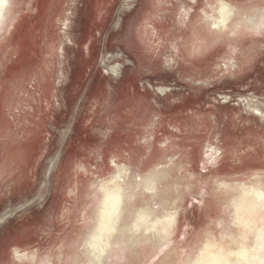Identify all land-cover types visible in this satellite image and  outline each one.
I'll use <instances>...</instances> for the list:
<instances>
[{
    "label": "rangeland",
    "instance_id": "obj_1",
    "mask_svg": "<svg viewBox=\"0 0 264 264\" xmlns=\"http://www.w3.org/2000/svg\"><path fill=\"white\" fill-rule=\"evenodd\" d=\"M27 1L14 0L18 21L0 42V264L13 263L14 249L52 252L53 264H67L80 248L76 224L88 202L86 187L102 173L95 166L103 169L124 146L137 155L140 137L154 136L147 167L158 143L168 142L166 148L189 150L191 170L199 172L208 143L221 154L212 174L264 170V33L232 40L242 48L231 55L237 67L221 73L216 68L230 41L193 56L186 44L204 0ZM180 5L193 7L184 29L176 23ZM64 18L71 42L58 59L49 44ZM252 44L257 51L248 61ZM115 65L118 73L111 71ZM199 198L182 204L179 236L141 264L169 257L180 263L184 246L196 242L190 233L207 218ZM243 213L254 239L234 236L242 223L234 224L221 264H258L253 244L264 234V216L254 222Z\"/></svg>",
    "mask_w": 264,
    "mask_h": 264
},
{
    "label": "bare ground",
    "instance_id": "obj_2",
    "mask_svg": "<svg viewBox=\"0 0 264 264\" xmlns=\"http://www.w3.org/2000/svg\"><path fill=\"white\" fill-rule=\"evenodd\" d=\"M33 1L28 0L27 6ZM13 9L14 0H0V42L11 34L18 21L19 12L15 15ZM192 10L193 7L180 5L176 23L181 29L187 27ZM156 18L163 19L159 15ZM68 23L69 19L62 20L58 39L49 44L50 52L55 53L58 59L63 58L64 44L71 42L66 32ZM190 28L186 44L191 56L196 52L207 53L217 44L230 41L228 50L220 57L216 68L225 73L230 67H237L236 57L231 55L238 54L242 49L239 44L231 41L264 33V0H252L251 4L204 0ZM159 42L164 44L161 39ZM257 46H250L248 55L244 56L245 60H252ZM61 61L63 63V59ZM119 66H113L111 71L118 73ZM205 83L209 84L208 81ZM24 133L19 132L21 136ZM153 138V135L139 138L143 148L137 155H131L124 146V149L109 158L108 163H104L103 169L95 166L103 175H95L86 187L84 197L88 202L83 204L76 224L82 229L74 227L78 232L75 242L80 248L71 254V262L67 264H141L148 259V254L152 257L167 239L175 234L179 236L178 214L189 197L193 200L200 197L208 212L201 228L193 229L190 233L196 242L184 246L179 264H221L224 258L222 253L226 246H230L228 237L234 224L242 223L243 231L241 235V230L236 227L232 233L234 236H241L242 240L247 241L254 239L246 232L241 214L244 212L243 215H248L254 222L263 218L264 170L245 169L235 173L212 174L213 167L219 166L221 154L209 147L208 143L203 146L199 172L191 170L189 150L172 145L170 149L166 148L168 142L158 143L156 158L147 167L144 164L153 154ZM98 160H101V153L98 154ZM82 169L85 170L84 167ZM172 207H178V212L169 213ZM211 222H214V227L210 226ZM254 241L255 262L262 264L264 234ZM245 247L242 243V250H252L249 246ZM63 249L61 246L56 254L59 261L65 257ZM38 252V249H34L20 253L14 249L12 264H53L52 252L46 255H39ZM172 263L178 264L169 257L158 264Z\"/></svg>",
    "mask_w": 264,
    "mask_h": 264
},
{
    "label": "snow or ice",
    "instance_id": "obj_3",
    "mask_svg": "<svg viewBox=\"0 0 264 264\" xmlns=\"http://www.w3.org/2000/svg\"><path fill=\"white\" fill-rule=\"evenodd\" d=\"M166 63H171V61H166Z\"/></svg>",
    "mask_w": 264,
    "mask_h": 264
}]
</instances>
